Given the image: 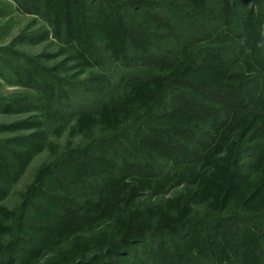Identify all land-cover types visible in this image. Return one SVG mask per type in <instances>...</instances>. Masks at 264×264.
I'll use <instances>...</instances> for the list:
<instances>
[{
    "label": "trees",
    "instance_id": "16d2710c",
    "mask_svg": "<svg viewBox=\"0 0 264 264\" xmlns=\"http://www.w3.org/2000/svg\"><path fill=\"white\" fill-rule=\"evenodd\" d=\"M15 1L22 12L46 15L53 37L98 72L86 83L64 80L23 55L10 65L11 73L23 79L31 77L29 70L37 75L40 95L0 99L2 111L27 109L37 101L35 106L50 108L56 117L79 118L105 107L109 110L106 115L119 123L129 113L124 112V94L137 96L148 84L153 97L147 113L137 114L134 123L124 124L128 128L120 133L134 142L145 138L146 148L126 149L125 166L111 155L106 157L111 151L109 144L114 149L121 147L116 139L120 134L115 131L107 145H90V152L102 159L103 167L91 172L77 163L85 191L100 195V202L98 213H91L74 200L78 213L68 215V220L78 229L75 234L82 237L80 240H86L87 246L90 242L98 246L78 251L73 262L65 261V254H72L74 238L66 242L55 239L37 252L30 264H99L103 257L124 255L132 238L120 231L116 218L126 214V221L131 223L134 213L146 203V191L158 194L164 187L160 181L170 178V169L194 170L230 142L240 161L249 151L263 160L264 0H118L113 6L111 0ZM110 5L112 17L103 11L96 21L87 13V6L102 9ZM130 9L136 13L127 12ZM107 19L113 22L109 28ZM95 27L107 36L110 54L99 52L92 33ZM123 29L127 30V41L121 35ZM146 29L155 31L149 34ZM112 61L117 64L111 65ZM3 62L7 60L3 58ZM108 89L120 91L117 98L103 101L102 93ZM168 106L179 113L178 117L162 121L159 109ZM256 139L261 143L255 147L252 142ZM35 147L28 136L0 139V177L4 185L11 184ZM3 155L14 162L8 163ZM53 173L59 172L52 170L49 174ZM225 208L203 225L192 219L163 223L152 230L142 225L133 237L137 240L153 233L163 240L172 235L191 245L187 253L175 251L178 244L174 251L171 246L165 247L166 240L161 247L150 246L151 258L154 255L157 264H264V216L254 218L243 210L227 213ZM9 228L1 212L0 264L17 259L14 252L23 238L22 222L13 228L12 241L5 239ZM241 233L244 241L238 245ZM143 260L137 264H144Z\"/></svg>",
    "mask_w": 264,
    "mask_h": 264
},
{
    "label": "rangeland",
    "instance_id": "374dc122",
    "mask_svg": "<svg viewBox=\"0 0 264 264\" xmlns=\"http://www.w3.org/2000/svg\"><path fill=\"white\" fill-rule=\"evenodd\" d=\"M117 2L118 0H111L110 4L113 6V3ZM111 5V8L100 9L99 6H94L89 9L87 6L86 9L92 19L99 21L103 11L105 16L111 14L112 17ZM258 7H261V4ZM219 8L218 5L215 6L216 10ZM127 12L136 13L132 9ZM107 21L109 28V23L112 25L113 22L112 19L111 22L110 19ZM50 26L46 15L22 12L15 0H0V99L22 98L26 95L39 97L37 85L40 81L36 78L37 75H33L29 70L27 74L31 77L23 79L11 73L10 65L13 66L23 55L54 71L64 80L86 83L98 72L95 67L80 60L73 49L55 39ZM104 28L106 29L105 26ZM161 30L163 31L162 26L158 28L159 32ZM146 31L150 34L154 33L155 29ZM92 33L99 52L110 54L107 50V36L98 27H95ZM127 34V30L121 31L126 41ZM3 58L9 65L3 62ZM112 62L113 66L117 64ZM22 67L26 69V66ZM149 89L147 84L144 91H140L137 96L128 92L123 95L122 98L126 101L124 112L129 113L123 119L124 122L119 123L106 115L109 110L104 106L79 118L56 117L50 108H39L37 104L35 106L37 101L31 103L27 109H0L1 140L28 136L32 143L36 144L35 149L28 152L30 154L26 156L23 167L10 185H4L0 177V192L3 191L0 194V213H5L10 225V234L5 239L10 238L12 241V232L15 234L13 228L19 221L23 225V238L14 252L17 259L3 264H30L37 252L55 239L66 242L74 238L70 252L72 254L70 257L65 254V261L73 262L78 251L98 246L92 242H88L90 245L87 246L86 240H80L82 237L75 234L78 229H74L72 222L68 220V215L74 216L78 213L74 200L81 203L83 210L91 213H98L100 202V195L85 191V183L80 182L82 178L78 175V164L85 165L91 172L104 166L102 159L90 152V145H107L111 134L115 131L122 134L128 128L124 124H132L137 114L147 113L148 105L151 99L153 100L152 90ZM119 91H104L103 101L117 98ZM178 114L171 106L159 109V119H163L162 121L175 119ZM121 134L116 137L121 141V147L114 149L112 144H109L111 151L105 156L111 155L125 166L128 160L126 149L137 150L140 146L146 148L147 145L145 138L139 137L138 141L134 142ZM252 143L256 147L261 141L256 139ZM9 147L13 146L9 144ZM233 150L234 144L230 142L226 148H218L213 158L205 160L194 170L184 167L170 169V178L160 181L164 187L158 194H153L151 189L146 191V203L134 213L131 223L126 221V214L116 218L121 225L120 231L126 232L125 235L132 238L131 244L124 249L125 254L116 255L112 259L103 257L99 264H137L142 259L146 260H143L144 264H157L156 260L153 261L154 255L151 258L149 247H161L165 240V247L171 246L173 251L177 244L179 246L177 245L175 251L179 253L191 250L189 243L172 235L162 240L156 234H144L134 240V233L142 225L152 230L163 223L182 222L185 219H192L195 223L203 225L213 221L224 205L227 213L230 210H243L254 218L264 216V156L263 160H260L255 157L254 152L249 151L240 161V157ZM3 158L8 160V163L14 162L9 156L5 158L3 155ZM52 170L59 173L49 174ZM66 200L67 202H64ZM63 207L66 209L62 210ZM237 237V243L241 245L244 235L241 233ZM9 247H12V243Z\"/></svg>",
    "mask_w": 264,
    "mask_h": 264
}]
</instances>
